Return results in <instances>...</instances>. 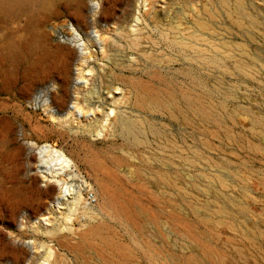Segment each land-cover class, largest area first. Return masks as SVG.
Masks as SVG:
<instances>
[{
	"label": "rangeland",
	"instance_id": "rangeland-1",
	"mask_svg": "<svg viewBox=\"0 0 264 264\" xmlns=\"http://www.w3.org/2000/svg\"><path fill=\"white\" fill-rule=\"evenodd\" d=\"M0 264H264V0H0Z\"/></svg>",
	"mask_w": 264,
	"mask_h": 264
},
{
	"label": "bare ground",
	"instance_id": "bare-ground-1",
	"mask_svg": "<svg viewBox=\"0 0 264 264\" xmlns=\"http://www.w3.org/2000/svg\"><path fill=\"white\" fill-rule=\"evenodd\" d=\"M58 52H59L60 57L63 60H66L65 52H63L61 50L58 51ZM66 65H67V63L64 64L65 67H66ZM81 114H83V116H85L84 113H81ZM92 115H95V113H93ZM107 117H108L107 121L108 120L110 121V116L108 115ZM55 156H56L55 167H57V168L54 167L53 169H51L50 170L51 174H56V172H58L60 170H64V169L70 167V164H71L72 160L67 155H65L63 152L56 150L55 151ZM47 176H49V175H47Z\"/></svg>",
	"mask_w": 264,
	"mask_h": 264
},
{
	"label": "water",
	"instance_id": "water-1",
	"mask_svg": "<svg viewBox=\"0 0 264 264\" xmlns=\"http://www.w3.org/2000/svg\"><path fill=\"white\" fill-rule=\"evenodd\" d=\"M50 44L52 46L51 45H49V46H51L52 48L63 49L70 54L72 53L71 48H75L76 50H78V47L75 45L74 42H72L69 39L62 38L59 33H56L54 35V37L51 38ZM42 92L43 91L41 90L40 93H42ZM36 103H37V101H36ZM25 178H28L27 174L25 175Z\"/></svg>",
	"mask_w": 264,
	"mask_h": 264
}]
</instances>
